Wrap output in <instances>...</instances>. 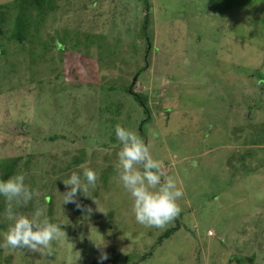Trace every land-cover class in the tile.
<instances>
[{
	"label": "rangeland",
	"instance_id": "374dc122",
	"mask_svg": "<svg viewBox=\"0 0 264 264\" xmlns=\"http://www.w3.org/2000/svg\"><path fill=\"white\" fill-rule=\"evenodd\" d=\"M18 1L0 0V178L25 173L37 196L16 210L45 208L66 237L51 254L0 248V264H98L95 243L102 264H264V0H148L144 33L141 0H47L21 18V41ZM117 124L184 189L164 228L131 213ZM81 165L98 173L95 203L78 194L82 207L63 205L62 181ZM5 207L0 197V233Z\"/></svg>",
	"mask_w": 264,
	"mask_h": 264
},
{
	"label": "clouds",
	"instance_id": "9594fccd",
	"mask_svg": "<svg viewBox=\"0 0 264 264\" xmlns=\"http://www.w3.org/2000/svg\"><path fill=\"white\" fill-rule=\"evenodd\" d=\"M119 144L116 171L119 185L131 200V213L136 223L146 228H164L182 211L178 201L184 196L183 187L172 176L165 177L161 163L154 159L150 146L134 130L120 124L115 126ZM82 172L73 171L63 180L66 191L63 205L78 202V194L92 198L90 192L97 186L98 173L81 165ZM37 196L35 190L26 183V175L18 172L7 179H0V197L5 201L3 218L9 222L7 230L0 233V248L9 250L28 249L51 254L54 242L66 237L60 223L51 222L45 215L46 209L36 207L31 214L16 209L26 206ZM94 203L95 200L93 199ZM91 213L92 209H87ZM98 264L108 259L103 245ZM80 253L77 256V261Z\"/></svg>",
	"mask_w": 264,
	"mask_h": 264
},
{
	"label": "trees",
	"instance_id": "16d2710c",
	"mask_svg": "<svg viewBox=\"0 0 264 264\" xmlns=\"http://www.w3.org/2000/svg\"><path fill=\"white\" fill-rule=\"evenodd\" d=\"M46 1L47 0H19L18 1V6L16 7V9H18V12H17V15L15 16L16 21L14 23V24H16V23H18V24H17V26L14 28V30L12 32L11 40H15L16 39L18 41H21V40H23L25 38L24 37V34L26 33L25 29L23 27L19 26L21 18H32L33 10H34L33 7L35 5H37L39 7H42L46 3ZM141 1L143 2V9L146 12L145 16L143 17V21H142L143 22L142 23L143 24L142 25V33H144L147 30V26L150 24L151 4L149 3L148 0H141ZM0 22H1L0 24H2L1 26H3V28H4L6 26V23H7V17L5 16L4 12L0 13ZM3 28H0V36H2L3 35L2 32L5 31ZM148 45H150V44L147 43V46ZM89 47L90 46H87L88 50H89ZM68 62H69V64L68 65L65 64V67L66 68H70L72 70L73 67L75 66V64H74L73 61H68ZM144 70H145V68H143V70L139 71L136 74V78H138ZM257 71L258 70H253V73L249 75L250 77H248V80L252 81L253 80L252 78L257 76ZM248 80H247V82H248ZM249 83H252V82H249ZM133 90H134V88L131 87L130 88V95L133 96L135 101L140 102V106L143 108V111L146 112V114H147L148 113V107L146 105L147 104V97L139 96L138 94L134 93ZM252 98H248L246 103L248 104V102L254 101ZM254 109H255V106H250L249 107V111H253ZM249 111H248V113H246V115H244L246 121H248V122H250L252 120V118L250 116L251 114H249ZM0 164H3V162H0ZM16 165H17V162H12L11 163V167H10L11 168V174H9V175L13 174L12 171H13V168ZM0 172H1V175H2L1 167H0ZM0 179H6V177L2 176ZM178 229H180V224H177L176 226L168 229L166 232H164L159 237L158 243L162 242L163 240L169 239V237L173 233H175ZM238 263H241V264H253V261H252L251 258H242L241 260H238Z\"/></svg>",
	"mask_w": 264,
	"mask_h": 264
}]
</instances>
